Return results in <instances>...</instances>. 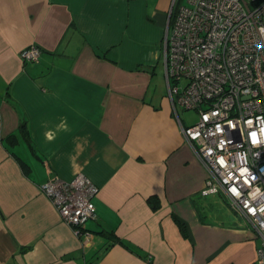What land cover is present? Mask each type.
<instances>
[{
  "label": "crops",
  "instance_id": "1",
  "mask_svg": "<svg viewBox=\"0 0 264 264\" xmlns=\"http://www.w3.org/2000/svg\"><path fill=\"white\" fill-rule=\"evenodd\" d=\"M170 1L0 0V264L258 258L261 237L243 214L201 216L214 200L200 197L228 198L202 193L208 170L169 92ZM31 45L37 61L21 56ZM78 172L99 187L87 244L42 190Z\"/></svg>",
  "mask_w": 264,
  "mask_h": 264
},
{
  "label": "built area",
  "instance_id": "2",
  "mask_svg": "<svg viewBox=\"0 0 264 264\" xmlns=\"http://www.w3.org/2000/svg\"><path fill=\"white\" fill-rule=\"evenodd\" d=\"M187 1L172 2L164 35L169 92L199 112L183 132L208 170L202 193L224 192L261 237L264 264V0ZM40 53L31 45L21 56L37 61ZM42 190L89 243L85 224L96 216L99 187L78 172L50 178Z\"/></svg>",
  "mask_w": 264,
  "mask_h": 264
},
{
  "label": "rangeland",
  "instance_id": "3",
  "mask_svg": "<svg viewBox=\"0 0 264 264\" xmlns=\"http://www.w3.org/2000/svg\"><path fill=\"white\" fill-rule=\"evenodd\" d=\"M175 3V0H171L170 1V6L171 3ZM177 2V0H176ZM182 2H184V4H187L188 1L187 0H182ZM170 9V7H169ZM168 9V10H169ZM185 80L181 81V84H184ZM183 108V107H182ZM182 112V110H181ZM181 115L186 119V121L188 123H194L197 121L198 117H199V112L194 109V108H190V109H184L183 108V113H181ZM211 200H214V204H212V207H207L206 209H201V216L206 219L207 221H218V220H222L225 222L229 221V216L228 214H230L232 217H236V209L231 207V205H228L227 203V199H224L223 197H221L218 194H212L206 198L200 197V199H198V201H200V203H198V206H201V204L203 203V205H206V202H211ZM230 204V203H229ZM232 209H231V208ZM226 212L228 214H226ZM248 264H261L260 261L258 260V258L254 259V260H248Z\"/></svg>",
  "mask_w": 264,
  "mask_h": 264
},
{
  "label": "trees",
  "instance_id": "4",
  "mask_svg": "<svg viewBox=\"0 0 264 264\" xmlns=\"http://www.w3.org/2000/svg\"><path fill=\"white\" fill-rule=\"evenodd\" d=\"M172 17H173V14H172ZM171 17V18H172ZM22 127L24 128V125H22ZM20 131L22 132V130L20 129ZM24 133L27 135V137H30L29 136V133H28V131H27V129H24ZM10 138L11 139H13V138H16V136H15V134L13 133V134H10ZM153 200V199H152ZM158 206V204L157 203H153L152 204V207L153 208H156ZM176 222L178 223V225H179V227H180V229L181 230H183V231H185V229H187V227H186V225H185V223L183 222V221H181V220H179L178 218H176ZM111 235H114V233L113 232H111V231H108Z\"/></svg>",
  "mask_w": 264,
  "mask_h": 264
},
{
  "label": "clouds",
  "instance_id": "5",
  "mask_svg": "<svg viewBox=\"0 0 264 264\" xmlns=\"http://www.w3.org/2000/svg\"><path fill=\"white\" fill-rule=\"evenodd\" d=\"M49 139H51V136H49Z\"/></svg>",
  "mask_w": 264,
  "mask_h": 264
}]
</instances>
